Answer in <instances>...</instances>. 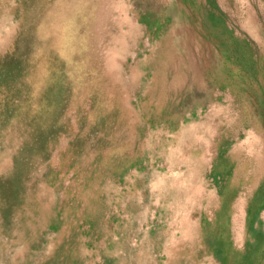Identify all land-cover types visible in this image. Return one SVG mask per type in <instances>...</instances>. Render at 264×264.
I'll use <instances>...</instances> for the list:
<instances>
[{
  "label": "rangeland",
  "instance_id": "374dc122",
  "mask_svg": "<svg viewBox=\"0 0 264 264\" xmlns=\"http://www.w3.org/2000/svg\"><path fill=\"white\" fill-rule=\"evenodd\" d=\"M0 264H264V0H0Z\"/></svg>",
  "mask_w": 264,
  "mask_h": 264
},
{
  "label": "bare ground",
  "instance_id": "6f19581e",
  "mask_svg": "<svg viewBox=\"0 0 264 264\" xmlns=\"http://www.w3.org/2000/svg\"><path fill=\"white\" fill-rule=\"evenodd\" d=\"M99 1V0H98ZM83 2V1H82ZM86 2V1H85ZM102 2V1H101ZM87 3V2H86ZM96 3V2H95ZM103 3V2H102ZM105 3V2H104ZM82 4V3H81ZM99 4H97V6H98ZM97 6H96V8H97ZM101 6V5H100ZM50 7V6H49ZM69 7V6H68ZM104 7V6H103ZM52 8V7H51ZM99 8V7H98ZM69 9V8H68ZM94 10V9H93ZM94 12V11H93ZM64 13V12H63ZM62 13V14H63ZM69 13V12H68ZM90 14V13H89ZM75 15V14H74ZM85 15H86V13H85ZM64 18V17H63ZM71 18V17H70ZM77 18V17H76ZM91 18H93V17H91ZM66 21H67V18H66ZM76 21V20H75ZM117 21V20H116ZM64 22V21H63ZM91 23V22H90ZM104 26V25H103ZM114 28V27H113ZM78 30V29H77ZM110 30V29H109ZM108 30V31H109ZM117 30V29H116ZM74 31V30H73ZM112 31V30H111ZM114 31V30H113ZM118 31V30H117ZM46 32V31H45ZM72 32V31H71ZM78 32V31H77ZM91 34V33H90ZM111 36V35H110ZM67 39V38H66ZM44 57V56H43ZM69 64V63H68ZM72 68V67H71ZM26 69H28V68H26ZM26 72V71H25ZM28 72H29V70H28ZM48 72V71H47ZM46 72V73H47ZM71 72V71H70ZM29 75H30V73H29ZM57 76H58V74H57ZM23 77V76H22ZM25 77V76H24ZM35 77V76H34ZM10 78V77H9ZM33 78V77H32ZM39 78V77H38ZM43 79V78H42ZM55 79V78H54ZM44 80V79H43ZM52 80V79H51ZM51 80H50V82H51ZM58 80V79H57ZM65 80V79H64ZM79 80V79H78ZM17 81V80H16ZM46 82V81H45ZM45 82H44V84H45ZM55 83H57L56 81H55ZM60 83V82H59ZM63 83V82H62ZM43 84V85H44ZM49 85H51L50 83H48ZM48 84H46L47 86H48ZM72 84H74V83H72ZM58 85H61V84H58ZM62 86V85H61ZM52 87V86H51ZM50 87V88H51ZM55 87V86H54ZM59 87V86H58ZM56 89V88H55ZM58 89V88H57ZM35 90V89H34ZM66 90H68V89H66ZM45 91V90H44ZM52 91H54V90H52ZM60 91H61V89L58 91L57 90V92H59L60 93ZM47 92V91H46ZM68 92V91H67ZM44 94H45V92H44ZM53 94V93H52ZM58 94V93H57ZM60 95V94H59ZM61 96V95H60ZM52 98H55V97H52ZM44 99V98H43ZM47 99V98H46ZM49 99V98H48ZM50 100V99H49ZM51 101V100H50ZM52 101L54 102V100L52 99ZM48 102V101H47ZM51 104V103H50ZM51 107V106H50ZM31 109V108H30ZM49 110V109H48ZM49 112V111H48ZM12 114V113H11ZM55 114V113H54ZM53 114V115H54ZM47 115V114H46ZM36 116V115H35Z\"/></svg>",
  "mask_w": 264,
  "mask_h": 264
}]
</instances>
